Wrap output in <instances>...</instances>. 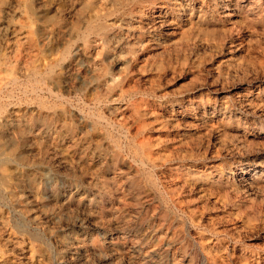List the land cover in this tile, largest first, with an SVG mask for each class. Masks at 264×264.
Returning <instances> with one entry per match:
<instances>
[{"label": "rangeland", "instance_id": "rangeland-1", "mask_svg": "<svg viewBox=\"0 0 264 264\" xmlns=\"http://www.w3.org/2000/svg\"><path fill=\"white\" fill-rule=\"evenodd\" d=\"M0 264H264V0H0Z\"/></svg>", "mask_w": 264, "mask_h": 264}, {"label": "bare ground", "instance_id": "bare-ground-1", "mask_svg": "<svg viewBox=\"0 0 264 264\" xmlns=\"http://www.w3.org/2000/svg\"><path fill=\"white\" fill-rule=\"evenodd\" d=\"M252 4V3H251ZM230 10V9H229ZM158 18V17H157ZM156 21V20H155ZM160 24V23H159ZM92 26V25H91ZM90 27V26H89ZM91 29V28H90ZM92 29H94V28H92ZM246 94V93H245ZM230 177V176H229ZM243 178V177H242ZM242 180V179H241ZM239 184V183H238ZM243 185H245V184H243Z\"/></svg>", "mask_w": 264, "mask_h": 264}]
</instances>
